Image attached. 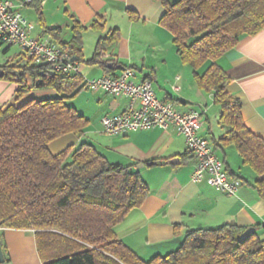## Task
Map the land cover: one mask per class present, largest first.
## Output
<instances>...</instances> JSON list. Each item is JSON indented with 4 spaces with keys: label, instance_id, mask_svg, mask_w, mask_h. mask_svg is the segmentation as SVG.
Returning <instances> with one entry per match:
<instances>
[{
    "label": "trees",
    "instance_id": "obj_1",
    "mask_svg": "<svg viewBox=\"0 0 264 264\" xmlns=\"http://www.w3.org/2000/svg\"><path fill=\"white\" fill-rule=\"evenodd\" d=\"M158 1L165 9L160 23L172 33L182 61L196 70L199 86L214 92L221 108L220 123L227 128L215 144L235 146L243 164L256 173L253 187L264 199V139L245 124L242 100L226 90L230 77L217 63L243 36L264 30V0ZM31 3L44 31L82 60L85 26L74 21L73 37L65 42L63 28L46 26L38 0ZM92 27L101 29L103 23ZM119 38L118 29L100 38L86 62L110 72L102 55ZM25 56L23 66H0L2 78L18 71L20 98L33 88H52L58 96L0 109V241L6 228L33 230L42 264H264V239L234 223L190 230L176 250L148 261L127 247L114 228L146 202L148 184L135 164L111 163L90 142L50 152L48 144L61 135H84L89 121L67 101L86 82L79 74H49L47 65ZM27 74L34 77L32 86Z\"/></svg>",
    "mask_w": 264,
    "mask_h": 264
},
{
    "label": "crops",
    "instance_id": "obj_2",
    "mask_svg": "<svg viewBox=\"0 0 264 264\" xmlns=\"http://www.w3.org/2000/svg\"><path fill=\"white\" fill-rule=\"evenodd\" d=\"M12 1L16 10L35 24L34 37L54 41L44 31L35 3ZM38 4L46 26L63 28L65 42L73 37L74 21L85 26L83 59L76 60L84 79L119 75L128 68L136 71V81L150 77L159 99L173 102L181 112L196 109L203 113L200 135L210 141L229 174L242 180L236 195L217 191L206 181H193L197 160L187 155L185 138L173 125L119 135L105 133L102 118L125 110L129 99L83 88L71 106L89 121L84 135L67 133L52 140L48 147L57 154L85 141L92 143L111 163L135 164L150 194L141 207L131 210L114 228L118 238L145 261L176 250L186 233L198 228L234 223L264 239V199L253 187L256 173L243 164L234 145L215 144L227 128L220 123L221 108L214 101V92L199 86L196 70L182 61L172 33L160 23L165 11L163 4L158 0H38ZM96 22L103 23V28L92 27ZM114 29H118L120 38L102 55L109 61L107 68L111 71L106 72L99 63L86 61L94 55L99 39ZM27 59L19 46L0 43V66L7 62L23 66ZM217 63L230 77L226 90L242 100L245 124L264 139V30L257 35L243 36ZM205 68L206 65L199 68L198 73ZM17 75L15 71L12 78H0V109L21 105L31 98L58 96L52 88H33L18 97ZM25 79L29 86L33 85L31 74ZM76 98L81 101L75 102ZM141 164L145 165L139 167ZM1 232L6 256L1 264H42L33 230L6 228Z\"/></svg>",
    "mask_w": 264,
    "mask_h": 264
},
{
    "label": "built area",
    "instance_id": "obj_3",
    "mask_svg": "<svg viewBox=\"0 0 264 264\" xmlns=\"http://www.w3.org/2000/svg\"><path fill=\"white\" fill-rule=\"evenodd\" d=\"M34 28L35 24L15 9L12 0H0V43L19 46L34 64H45L50 71L81 75L80 64L72 54L50 39L34 37ZM135 77L136 71L128 68L119 75L85 79L86 88L92 91L101 90L129 99L125 110L102 118L104 132L119 135L154 127L166 129L173 125L184 136L188 153L197 160L193 181H206L217 191L236 195L242 180L229 174L210 141L200 135L203 113L196 109L179 111L173 102L158 98L150 78L136 81Z\"/></svg>",
    "mask_w": 264,
    "mask_h": 264
},
{
    "label": "water",
    "instance_id": "obj_4",
    "mask_svg": "<svg viewBox=\"0 0 264 264\" xmlns=\"http://www.w3.org/2000/svg\"><path fill=\"white\" fill-rule=\"evenodd\" d=\"M73 59H74V60H77V58H76L75 56L73 57ZM109 67H111V64L109 65ZM48 73H49V74H54L55 72H54V71H49ZM4 74H5V70L2 69V68L0 67V78L3 77ZM41 74H44V72H41ZM170 162L173 163L174 160L172 159ZM149 164H151V163H149ZM144 165H145V164H141V165H139V167H143ZM5 260H6V256H5V253H4V250H3V247H2V243H1V241H0V264H1V263H4Z\"/></svg>",
    "mask_w": 264,
    "mask_h": 264
},
{
    "label": "rangeland",
    "instance_id": "obj_5",
    "mask_svg": "<svg viewBox=\"0 0 264 264\" xmlns=\"http://www.w3.org/2000/svg\"><path fill=\"white\" fill-rule=\"evenodd\" d=\"M73 100H74V98H73V99H69V100L67 101V103H68L69 105H72V101H73ZM76 101H77V102H80V101H81V98H80V99H79V98H78V99L76 98V99H75V102H76ZM215 108H216L217 110H219V107H218V106L215 107ZM215 111H216V110H215ZM213 113H215V112L213 111L212 114H213ZM49 150H50V149H49ZM50 152H51V151H50ZM51 153H52V152H51Z\"/></svg>",
    "mask_w": 264,
    "mask_h": 264
}]
</instances>
